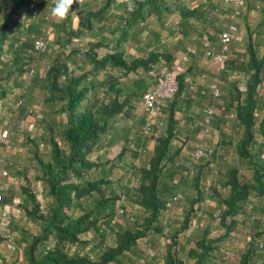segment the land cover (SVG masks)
Instances as JSON below:
<instances>
[{
	"label": "trees",
	"instance_id": "trees-1",
	"mask_svg": "<svg viewBox=\"0 0 264 264\" xmlns=\"http://www.w3.org/2000/svg\"><path fill=\"white\" fill-rule=\"evenodd\" d=\"M203 1L205 4L189 5L183 0H78V6L74 0L73 10L66 19L56 16L57 21H50L44 11L48 5L49 15H53L57 0H0V130L7 119L14 128L23 116L31 118L25 112L36 107L28 96L29 93L32 96L36 87L42 89V103L48 108L42 114L38 107L43 117L31 123L38 125L43 133L18 145L34 156V174L16 164L4 165L0 170L5 183L1 201L5 212L0 217L7 214L10 218L7 232L0 233V247L2 243L7 253L0 258V264H134L146 257L153 238L158 240L162 236L166 237L165 253L158 255L160 252L153 248L159 257L147 264H264V247L260 248L264 222L255 219L260 216L256 212L264 196V159L261 158L264 44H259L264 22L257 30L255 24L252 27L247 24L246 34L239 29L243 42L230 46V55L232 46L239 47L235 56L229 57L221 73L216 75L209 70L220 89L216 100L189 91L188 81L196 79L190 78L192 67L188 65L178 76L175 98L167 100L163 107L162 120L166 121L163 131L156 126L150 137L142 131L145 117L139 102L155 86L149 71L152 66L163 64L171 68L175 56L155 50L146 57H135L127 47L151 27L156 43H161L162 36H174L182 31L184 38L196 35L198 40L207 34L212 45L219 49L218 34L226 26L216 25L218 4ZM247 1L239 18L244 22L252 9ZM31 3L38 8V15L33 18L29 11ZM224 6L229 16L231 8ZM150 17L154 20H149ZM45 24L51 26L53 40L50 44L49 38L46 52L37 53L34 42L40 37L48 38L39 35ZM86 35L97 39L89 42L88 48L80 46L71 50L75 46L73 40ZM50 54L53 58L42 78L37 63L41 56ZM12 84L16 87L24 84L25 93L17 96ZM206 98L207 105L225 110L215 116L212 133L214 125L217 126L215 121L218 125L232 123L241 129L235 163H246L251 174L248 180L239 174L235 164L223 173L216 171L219 174L212 186L203 187L207 165L217 155L209 140L206 143L212 153L199 160L194 177L188 176L184 168L174 167L182 151L193 150L185 142L182 144L185 150L173 148V141L180 133L175 116L182 113L191 119L189 109L196 101ZM14 116L15 121L11 120ZM199 124L200 121L198 129ZM143 139L154 142L149 157L143 156L146 148ZM118 144L123 149L120 147L117 161H109L110 150ZM187 151L185 156L190 158ZM140 158L144 161L133 170L137 186L128 188L121 180L114 179L118 170L137 167L135 161ZM15 174L22 178L15 180ZM33 181L41 185L45 205L40 202ZM221 188L226 193L221 194ZM181 193L189 207L185 212L184 208L181 210L183 220L173 223L168 219L167 205L174 195ZM210 197L214 199L213 206L207 216L206 212L202 213L206 224L198 223L197 227L200 239L186 238L182 231L189 230L203 210L199 204ZM128 207L138 208L135 219L128 218ZM122 216L126 221L119 225L117 218ZM251 216L250 227L255 232L248 234L249 241L244 240L234 261L224 262L221 244L232 237L238 223L244 224ZM168 228L175 229L172 236L165 234ZM110 236L115 239L107 246L105 240ZM190 241L194 243L190 245ZM8 255L13 258L8 259Z\"/></svg>",
	"mask_w": 264,
	"mask_h": 264
},
{
	"label": "rangeland",
	"instance_id": "rangeland-1",
	"mask_svg": "<svg viewBox=\"0 0 264 264\" xmlns=\"http://www.w3.org/2000/svg\"><path fill=\"white\" fill-rule=\"evenodd\" d=\"M210 1H211V4H218V6H216V7L218 8L217 13H219V15L217 18H219V20L216 22V25L225 27L229 22V19L226 18V16H228L227 15L228 14L227 7L224 6V4H222L223 3L222 0H210ZM183 2L185 4H189V5L190 4H196L198 2L204 3L203 0H183ZM89 4L91 6H94L95 3L93 1H89ZM247 4H249L248 6H251V8H252L249 10L250 14H249L248 21L244 22L242 19L238 20L239 29H240V31L242 30V32H245V34H246V25L247 24H250L249 25L250 27H252L253 24H255L256 30H257L258 26H260L264 22V0H248ZM214 7H215V5H214ZM47 10H49L48 5L46 6V9L44 11L45 12L44 16L49 17L50 21H57L58 17H56L55 15H51V14L49 15L50 10L49 11H47ZM175 17H177V16H175ZM228 18H229V16H228ZM149 20L153 21L154 19L152 17H150ZM153 25H155V23ZM50 27H51L50 25H46V24L43 25L40 28L39 35L40 36L43 35V36L50 38V41H51L50 44H51L52 40H53V33L50 30ZM263 27H264V25L262 26V29H261L262 35H261V38L259 40V44H264V40H263L264 39V28ZM150 29L153 30L151 27H150ZM156 29L158 31V28H156ZM149 30L147 31V33L143 32L140 35V37H138L139 38L138 41H136L134 43L132 42L130 44V46L127 47V51L130 53L131 56H135V57L145 56L146 57L147 54H149L151 51H155V50L158 52H169L170 54L175 56L178 52H181V49H184V47L187 43H189V39L186 36H185V40L179 41V42L170 41L166 44L156 43V41L153 38L152 31L150 30V33H149ZM209 31L211 32V30H209ZM99 34H100V32H99ZM203 35H207V34H203ZM193 36H196V35H193ZM79 39L80 40H78V43H76V47L74 46L73 48H71V50L79 49L80 46H81V48H83V47L88 48L89 42L94 41L97 38H93L89 35H86V36L80 37ZM77 44H78V46H77ZM195 46L198 50L199 56L197 58H194V59L192 58L190 60L189 65L192 67V74L189 76L191 79H196L201 73H205L208 76L206 83L209 84L212 77H213V74L210 73V71H208V69L204 65L203 52L201 51V44H200L199 40H197L195 42ZM214 47L217 50V47L216 46H214ZM237 50H239V47H236V46L231 47L230 58L235 56V53H237ZM261 53H264V48L261 49ZM102 54L103 53H100V55H102ZM52 58L53 57L51 56V54L40 57L39 63H37V67H38L37 69L39 71V76H41L42 78L46 72L45 69H46L47 65L49 66L50 60ZM161 63L163 64L164 61ZM26 82L27 81H24V83H26ZM24 86H25L24 84L22 86H19V87H16V85H13V87L15 89V94L17 96L21 95L22 93H25V92H23V91H25ZM242 88H244L243 84H241V89ZM26 94H28V93L26 92ZM29 94H28V96H29V99L31 101L30 103H33L34 105H36V107H34V108L38 110V107H39L40 112L42 114L46 113V111H48V108H45V106L42 103V99H43L42 98L43 97L42 89H40V87H36L32 91L31 97ZM224 95L225 94L222 91V96H224ZM200 101L201 102L196 101L192 105V107L189 109L190 111H188V114H189V112L190 113L192 112L190 114L191 119H189V116L184 117V115L182 113L176 114L175 117L179 121L180 133L177 136V139L173 141V148L174 149H176V148L180 149L181 147H183V149H184V146H182V144L185 141H186L185 143H187L188 146H190V148H195L196 144L206 142V140L211 141V144L215 148L217 155L215 157V161L212 162L210 164V166L207 165V168H206L207 172L205 174V179L202 182L203 187H207V186L209 187V186H212V183H214L213 179L215 178V176H217L219 174L218 173L216 175L215 174L216 171L223 173L225 170L230 169L231 167H233L236 164L235 163L236 157H237L236 146L239 143V140L241 138V129L239 127H235V125H233L232 123L231 124L228 123V125H227L226 124L227 122H225V123L220 122V124L218 125L217 121H215V124H217V126L214 125V129H215L214 133H212L210 138L209 137L205 138V141H204V137H202V135L200 134L199 129L197 127H195V124H198V122L201 120L202 115H203V112H202L203 107L208 106L207 104L209 102H207V98L204 100H200ZM220 103H222L221 100H220ZM4 113L8 114V111H4ZM138 116H141V114ZM11 119L13 121H15L16 117L15 116H14V118L11 117ZM162 121L166 124L165 118ZM163 128H164V125H163L162 129L160 130L161 132L163 131ZM131 136H133V134H131ZM131 138L134 139V137H131ZM144 144L146 145V148L143 152V156H148L152 152V147L154 145V142L151 139H145ZM120 147H121V145L118 144V145H115L110 150V152L108 154L109 161L113 160V158H114V161H117L116 156L120 152ZM186 151L187 150L182 151L180 153L179 158H177L175 163H174V167L176 169L177 168L179 169L182 167L185 169V173L189 174L188 176L194 177L195 174H197V172H198L196 164H193L190 167L191 169L188 170L185 163L181 162V160H184L185 162H187V160H189V158H187L185 156ZM188 153H189V157H190L191 151H187V154ZM33 157L34 156L31 153H29L28 151H24V152H20V153L19 152L15 153L12 156V159H13L14 164H16V166L18 168L28 169V170H30V174H34V168H35L36 161H33ZM234 158H235V160L233 161ZM143 159L144 158H140V159L135 161V165L137 166V167H134L135 169H137L141 166L142 161H144ZM236 165L239 168V174L241 176H244V179L248 180L247 178H250L251 174L247 169L246 163H243L242 161H240V162H237ZM119 167L121 169L122 165ZM134 168H131V169L126 168V169L118 170L117 175L114 176V179L121 180V184H123L125 187H128V188H133V187L137 186V181H136V178H135L134 172H133ZM10 177L13 178L11 174H10ZM20 178H22V177L19 174H15V180L19 181ZM190 179H192V178H190ZM32 183H33V186L35 187V190L37 191V193L39 195L40 202L43 205H45V201H43V199H41V189H42L41 185L39 183H37L36 181H33ZM215 185L217 187L220 186L219 184H215ZM220 190H221V194L226 193V190H224L223 188H221ZM186 194H187L186 196L189 197V191L186 192ZM181 196H182L181 197L182 200L180 202V205L179 206L176 205L174 207V210H173L174 213H172V216H168V219H170V221H173V223L175 221H178L179 219L183 220V215H182L183 213L181 214V211L179 212V210H183V208H184L183 212H185V210L189 207V204L186 200L187 198L184 197V195L182 193H181ZM262 199L260 201V206L258 207L259 211L256 212L259 215H264V199L263 200ZM195 203L193 205H195ZM213 203H214V199H211V197H210L207 200V205L205 207H203L202 212L199 213V217L197 216L196 221L199 224L201 223L202 226H205V224H206V222L202 221V213L206 212V216H207L208 211L211 210L210 206H213ZM137 210H138L137 207H128L126 210L128 218L135 219L134 216L137 213L136 212ZM252 219H253V217L251 216L250 219H248L246 221L248 223H246V222L244 224L238 223L237 226L235 227L234 231L232 232V237H230L226 241H224L221 244V246L236 250L237 249L235 246V244H236V245L240 246L239 250L241 251L244 240L248 241L247 240L248 234L252 235L255 232L253 230L254 228L250 227V225L252 224L251 223ZM125 221H126V219L123 216L117 218V222L119 225L123 224ZM168 229L165 231V234L172 236L175 229H171V230L170 229L168 230ZM182 232L184 233L186 238H190L194 241L200 239V230H198L197 228H193L192 230H188V231L183 230ZM0 233H1V231H0ZM165 238L166 237H163V236L160 237L158 240L156 238H153L154 242L152 244L150 243L149 247L155 248L158 253L160 252L159 255H163L165 253L164 244H163L166 240ZM114 239L115 238L113 236L107 237L105 240L106 245L107 246L111 245L114 242ZM194 241H190L189 242L190 245H192L194 243ZM3 246L4 245L1 243L0 258L3 257L4 254H7L6 249ZM7 258L12 259L13 257L8 255Z\"/></svg>",
	"mask_w": 264,
	"mask_h": 264
},
{
	"label": "built area",
	"instance_id": "built-area-1",
	"mask_svg": "<svg viewBox=\"0 0 264 264\" xmlns=\"http://www.w3.org/2000/svg\"><path fill=\"white\" fill-rule=\"evenodd\" d=\"M247 0H223L224 4L231 8L229 14V22L226 27L218 34L219 49H215L212 45L208 35H203L201 37L200 44L202 46L201 51L203 52L204 65L208 70L212 71L214 74H219L225 68V65L230 57V46L232 43L241 44L243 42V37L239 34L238 20L241 17L242 12L245 10ZM29 11L31 12V18L38 15V8L34 3L29 5ZM53 12V9H52ZM185 38L181 34V31L174 36H162L160 38L161 44H166L170 41L178 42L183 41ZM198 40L196 36H191L189 38V43L185 45L184 51L180 53L178 57L174 60L172 67L169 68L167 65L163 64L159 67L152 66L149 71V75L155 80V86L146 91L140 102L139 107L142 110L145 117V124L142 128L143 135L150 137L156 128L161 130L163 127V107L167 100H170L179 90L178 76L184 73L187 69V65L190 62V59L197 57L199 55L198 50L195 46V42ZM73 45L78 43V39L73 40ZM49 47V38L40 37L34 42V50L37 53H44L48 50ZM34 73L33 70L30 71V76ZM207 74L201 73L196 81L189 80V91L198 92L202 96H208L213 100H216L220 96V89L217 85V79L212 78V82L207 84ZM9 105V103H7ZM21 104V101L18 102V105ZM225 110L224 108H219L215 105H208L203 108V115L200 120V134L205 138L212 135L211 125L215 119V116H219ZM25 113L26 116H30V119H26L23 116L16 123L14 128L10 127V121L7 119L3 122L0 132V170L4 165L11 166L13 160L11 157L14 153L26 151V147L18 148V145L21 142H25L27 138H33L35 136H40L43 133V130L38 128V125L31 124L32 122H39L42 119V114L39 110L34 107L28 109ZM258 113L255 114L258 117ZM157 126V127H156ZM156 127V128H155ZM197 127V124H195ZM44 144H40V148H43ZM212 153V149L208 147L206 142L198 143L195 145V148L190 153V158L185 162L181 160L182 163H185L187 169L193 164H197L199 160L204 157V155ZM261 158L264 159V151L261 154ZM192 173V172H191ZM5 190V183L2 182L1 172H0V213L5 212L4 207L1 204L3 192ZM181 199L180 194L174 195L167 205L166 213L169 216H172L174 213V207ZM264 199V197H263ZM207 201L201 202L199 206L205 207ZM194 209H197V206H194ZM181 210H179L180 212ZM122 211L120 210V214ZM9 216L3 214L0 217V229L2 232L6 233V224L9 221ZM255 219L264 222V215L257 216ZM190 226L189 230L197 228L199 226L198 222L195 220ZM249 241V240H248ZM236 250L224 248L222 260L224 262L234 261L237 252L240 246L236 245ZM264 247V241L260 243V248ZM156 252L153 249L146 250V257L137 260L134 264H147L148 261L153 259L156 256Z\"/></svg>",
	"mask_w": 264,
	"mask_h": 264
},
{
	"label": "clouds",
	"instance_id": "clouds-1",
	"mask_svg": "<svg viewBox=\"0 0 264 264\" xmlns=\"http://www.w3.org/2000/svg\"><path fill=\"white\" fill-rule=\"evenodd\" d=\"M75 2L78 4V0H75ZM73 3H74V0H57V4H56V6H55V8L53 9V15H55V16H58L61 20H64V19H66L67 17H68V15L70 14V11H72L73 9H72V5H73ZM78 6H79V4H78ZM181 33H182V31H181ZM169 37H171V36H169ZM209 37V36H208ZM189 39V38H188ZM211 41V40H210ZM161 42V41H160ZM179 42V41H178ZM185 48V47H184ZM184 51V50H183ZM199 56V55H198ZM197 56V57H198ZM197 57H195V58H197ZM175 59H176V57H175ZM192 59V58H191ZM190 59V60H191ZM190 63V62H189ZM189 65V64H188ZM188 65H187V67H188ZM196 80H197V78H196ZM195 80V81H196ZM6 229V228H5ZM0 231H1V229H0ZM7 231V230H6ZM1 233H4V232H2L1 231ZM223 248H226V247H223ZM150 249H153V248H150ZM155 252H156V250L155 249H153ZM238 253V252H237ZM156 254H157V252H156ZM159 255V254H158ZM158 255H156L154 258H156V257H159ZM236 258H237V256H236ZM235 258V259H236Z\"/></svg>",
	"mask_w": 264,
	"mask_h": 264
},
{
	"label": "bare ground",
	"instance_id": "bare-ground-1",
	"mask_svg": "<svg viewBox=\"0 0 264 264\" xmlns=\"http://www.w3.org/2000/svg\"><path fill=\"white\" fill-rule=\"evenodd\" d=\"M117 1V0H116ZM123 10V9H122ZM48 11V10H47ZM85 14V13H84ZM121 15V14H120ZM115 17V16H114ZM38 18V17H37ZM120 23V22H119ZM147 25V24H146ZM178 29V28H177ZM204 30V29H203ZM119 33V32H118ZM216 40V39H215ZM264 40V39H263ZM212 42V41H211ZM76 46V45H75ZM2 69V68H1ZM30 70V68H29ZM209 71V70H208ZM155 82V81H154ZM222 91V90H221ZM229 92V91H228ZM258 96V95H257ZM260 97V96H259ZM175 98V97H174ZM194 98V97H193ZM180 102V101H179ZM26 107V106H25ZM204 108V107H203ZM169 113V112H168ZM192 113V112H191ZM200 113V112H199ZM259 113V112H258ZM143 114V113H142ZM14 115V114H13ZM169 115V114H168ZM195 117V116H194ZM12 120V119H11ZM131 120V119H130ZM234 127V126H233ZM195 128V127H194ZM139 134V133H138ZM128 136V135H127ZM222 138V137H221ZM261 139V138H260ZM28 140V139H27ZM186 142V141H185ZM30 144V143H29ZM189 147V146H188ZM32 148V147H31ZM122 148V147H121ZM123 149V148H122ZM190 151V150H189ZM38 153V152H37ZM178 154V153H177ZM167 156V155H166ZM149 157V156H148ZM34 158V157H33ZM114 159V158H113ZM215 161V160H214ZM213 161V162H214ZM171 163V162H170ZM132 168V167H131ZM135 169V168H134ZM130 179V178H129ZM9 186V185H8ZM19 204V203H18ZM11 210V209H10Z\"/></svg>",
	"mask_w": 264,
	"mask_h": 264
},
{
	"label": "crops",
	"instance_id": "crops-1",
	"mask_svg": "<svg viewBox=\"0 0 264 264\" xmlns=\"http://www.w3.org/2000/svg\"><path fill=\"white\" fill-rule=\"evenodd\" d=\"M183 50H184V49H181V52H178V53L175 55V57H178V56L180 55V53L183 52Z\"/></svg>",
	"mask_w": 264,
	"mask_h": 264
}]
</instances>
